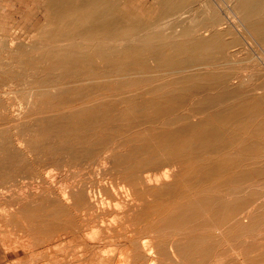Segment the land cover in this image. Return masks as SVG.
I'll list each match as a JSON object with an SVG mask.
<instances>
[{
    "label": "rangeland",
    "instance_id": "1",
    "mask_svg": "<svg viewBox=\"0 0 264 264\" xmlns=\"http://www.w3.org/2000/svg\"><path fill=\"white\" fill-rule=\"evenodd\" d=\"M120 1L122 3V8L125 6L127 7V8L126 7L123 8L124 9L123 14H125V11H128L130 18L132 20L136 21V27L134 28L135 31L134 30L132 31L131 37L129 38L127 43H126V41L124 42L121 40L113 42L111 45L106 43L107 46H106V44L102 43L103 45H105L104 49H109V48L111 49L113 47V50L115 52L117 51L115 55L118 57H115V55H114V56H111L107 60L106 56L105 57L103 56L104 57L103 58L102 55H100V54H98L99 56L93 55L94 51L97 54V51H99V49L102 47L101 46L102 44H99L96 41L95 42L94 41H85V40L82 41L81 39H79V40L75 39V40H70V41L57 42V41H52L51 39L47 38L46 35H43L44 32H48L47 29H49V27L47 28L46 25H44L45 24V8H46L47 0H0V63H1L0 64V131H1L0 132V136H1L0 137L1 138V140H0V158L5 159V161H3V159H0L1 160V162H0V175L2 173L1 176L3 177L2 178L0 176V185H1L0 186V189H1L0 190V206H1V209H0V227H2V228H0V264H50V263L51 264H66V263L67 264L68 263L69 264H114L116 262H117L116 264H119V259H120V264H133V263H135V264H146L147 261H149V260H150L149 261L150 264H177V263L178 264H203V263H205V264H209V263L210 264H219L221 262H222L221 264H245V263H243L244 261L246 262V264H252L254 261L260 260V258H264V239H263L264 238V215H263V213H264V165H263L264 164V153H263L264 152V140H263L264 139V136H263L264 135V128L260 127L259 129H255V131H254L253 128H250L249 125H246L248 123L245 122L244 117L246 119L247 116L240 117L241 121H237L238 120L237 118H239V115H238L239 112L241 113V115L242 114L244 115V113H245V115H247L246 113H248L252 110L256 111L255 113L252 111L253 114H256L257 110L258 111L262 110L257 114L258 118H256V122L257 123H264V120H263L264 119V115H263V113H264V39L261 36L257 35L253 31L254 25L257 24L258 22L261 23L262 25H264V11H260V10H258V12L255 11L254 13L256 15L250 14V15H252V16L254 15V16L253 17L251 16L250 19L247 20L249 17L245 16L247 14H245V12H244V9H245L244 4L247 3L249 0H175V1L174 0H167V2L173 3V4H169V5H172L171 9L174 7L176 8L179 5L178 6L179 8L178 7L177 8L179 9L180 12L182 11V13L184 14L183 15L184 18H183V20H179V19H173V18L169 17L166 19L168 24L159 25L158 22L161 19V17H160V13H159L160 5H158V4L160 3V0H125V1L120 0ZM174 3L177 4V6ZM243 16H245V19ZM244 20H247V22ZM213 21L222 24L221 26L218 25L219 27L214 29V30H217L220 32L218 34L217 39H214V37L212 38V36H211L212 31H210V30L207 31L208 27H205V26L210 25L211 22H213ZM252 21L255 23L254 25H253ZM215 22H213V23H215ZM161 23H162V21H161ZM42 26L43 27L45 26V28H43ZM38 29H39V31H41V30L42 31L39 33ZM186 30L188 31V34H187V32H185ZM185 34H187L188 36ZM190 34H191V37H190ZM171 35H172V37H171ZM168 36H170L171 38ZM42 37H44V38H42ZM148 37H149V39H148ZM135 38L137 39V41ZM145 38H146V40H145ZM205 38H206V40H205ZM191 40H192V42H191ZM149 41H150V43H149ZM213 42H216V43H213ZM49 43H50V45H49ZM209 43H210V45H209ZM175 44L181 46L180 49ZM2 45L6 46L7 48L3 47ZM192 45H194L195 49ZM188 46L191 47L193 50H191V48H188ZM39 47H41V48H39ZM184 47L187 50H185ZM149 48H151L152 50ZM74 49L76 52L74 51ZM80 49H82L83 52L80 51ZM118 49H119V51H118ZM9 50H11L12 52H10ZM68 50L69 51L71 50V54ZM178 50H181V51H178ZM159 55L162 57H160ZM123 56H125L127 58H124ZM157 56L159 57V59ZM61 57H62V60H61ZM116 58L119 59V61ZM177 58H179V59L177 60ZM39 59H41V60H39ZM42 59H43V62H42ZM110 61L113 64L110 63ZM122 61H124L123 63H125V64H122L121 63ZM147 61H149V62H147ZM204 61H207V62L205 63ZM52 62H54L55 64ZM57 62H59V63H57ZM43 63L45 65H43ZM137 63L139 66L137 65ZM50 65H53V66H50ZM62 65L64 66L63 68H62ZM48 66H50V67H48ZM33 67H35V68L33 69ZM74 68L78 71H76ZM66 69H67V71H66ZM92 69H93V72H92ZM108 69L110 70V73H109ZM63 70H65V72ZM69 70H71V71H69ZM114 70H115V72H114ZM121 70H124L125 73H123ZM94 71L95 72L97 71V73H95ZM103 72H105V73H103ZM86 73H87V75H86ZM100 73L102 74V76L99 75ZM27 74H28V76H30L29 78H31V79L28 78ZM127 74H129V75H127ZM123 75L125 76L126 80L123 79L124 78ZM196 75H197V79H199V80L196 79ZM188 76H189V78H188ZM143 77L145 80L143 79ZM231 77H232L231 80H233V78H234L233 82L230 80ZM36 78H37V80H36ZM112 78H114V80ZM131 78H132V80H130ZM50 79H51V81H50ZM146 79H147V81H146ZM241 79L243 81H241ZM177 80H180V82L179 81L177 82ZM34 81H37V83ZM119 81L122 82V84H120ZM130 81H132V82H130ZM144 81H146V82H144ZM33 83L37 84L36 87ZM42 83H44L45 85ZM30 84H31V86H29ZM53 84L55 85V88L57 89L56 90L54 88L57 95H55V92H53V88H51L52 90L50 89V92L47 91V90H49L48 89L49 85L51 86ZM173 85H176V86H173ZM158 86H161V87L159 88ZM164 86L165 87L167 86V87L165 88ZM40 87H41V89H40ZM182 87H183L184 91H182L183 90ZM84 88H87V91L84 90ZM169 88H171V89L173 88L175 90H171ZM179 88L181 89V91L179 90ZM30 89H31V91H30ZM42 89L46 90L45 92H48L51 94L54 93V94L50 95L48 93H45ZM228 89H229V91H228ZM231 89H232V92H230ZM32 90L34 91V94L37 93L38 95L37 94H36L37 96L33 95ZM41 90L44 93H41L42 92ZM76 91H77V93H75ZM174 91H176V92H174ZM72 92H74V93H72ZM58 93H59V95H58ZM152 93H153V95H152ZM167 93H169V94H167ZM172 93L174 94L173 98H175L177 96V98H175L174 100L171 97ZM232 93H233V95H235L237 93L239 95V96L235 95L237 98L243 96V94H244L245 98L241 97L242 99H245L244 102L241 98H238L236 100V97L233 96ZM44 94H48V95H44ZM74 94H76V95L74 96ZM78 94H79V97H78ZM82 94H84L85 96ZM102 94H104V96ZM154 94H156V95H154ZM60 95H61V97H60ZM133 95L135 98L133 97ZM231 96L233 98L235 97V99H233ZM56 97H57V99H56ZM170 97L172 99H170ZM246 97L250 98V99L247 101ZM26 98H28V99H26ZM38 98L39 99L41 98V99L39 100ZM103 98L104 99L106 98L105 99L106 102H104L105 100ZM122 98H124V99H122ZM181 98H182V100H181ZM46 99L49 102L48 101L46 102ZM119 99L120 100L122 99L121 100L122 102L119 101ZM91 100H92V102H91ZM129 100H131V101L129 102ZM254 100H255V102H253ZM96 101H97V103H96ZM169 101L171 102V104ZM215 101H216V103H215ZM245 101L247 103H245ZM50 102H52V103H50ZM178 102H180L181 104ZM132 103L135 105H133ZM138 103H139V105H137ZM151 103H152V105H151ZM177 103L180 105H178ZM208 103H209V106L207 105ZM214 103H215V105H214ZM159 104H160V107H159ZM243 104H244V106H243ZM50 105H53V106H51L52 108L50 107ZM74 105H75V107H74ZM178 106H180V107H178ZM90 107L92 108V110ZM122 107L124 108V110L122 109ZM127 107H129V108H127ZM131 107H133L134 109ZM139 107H141V109ZM149 107H151L152 109L154 107L155 109L152 110ZM234 107H235V109H234ZM8 108H10V109H8ZM71 108H72V110H70ZM83 108H85V109H83ZM171 108H172V111H171ZM241 108L244 110H241ZM41 109H42V111H41ZM117 109H119V110H117ZM138 109H139V111H138ZM236 109H237V111H236ZM45 110L46 111L48 110V112H46ZM83 110H85V111H83ZM155 110H156V113H155ZM224 110H225V112H227L229 114H227V113L225 114V112L223 113L222 111H224ZM157 111H158V113H157ZM27 112H28V114H25ZM69 112H71V114ZM77 112H79V114H77ZM96 112H99V113H96ZM117 112H118V115H117ZM173 112L176 113V115L173 114ZM17 113H19V114H17ZM93 113H96L97 118H96V116L93 115ZM112 113H114V115H117V116H114ZM160 113H161V115H160ZM211 113H212V117H211ZM260 113H262L260 115L261 117H259ZM165 114L166 115L168 114L169 117L168 116L165 117L166 116ZM249 114H251V113H249ZM112 116H114L113 119H112ZM119 116H121V118ZM146 117L148 120L146 119ZM156 117L158 119H156ZM163 117H164V119H163L164 121L162 120ZM171 117L174 119H172ZM176 117H177V120L179 121V123L176 122L177 121ZM68 118H70L71 120ZM103 118L106 120H104ZM117 118H119V119H117ZM55 119L58 121H56ZM115 119H116V121H118V123L116 121H115L116 123L114 122ZM122 119L123 120L125 119V121H124L125 123H123ZM133 119H134V121H133ZM165 119L166 120L169 119V120L166 121ZM186 119H188V120H186ZM53 120H54V122H53ZM85 120H86V122H85ZM145 120H146V122H145ZM152 120L155 122V124H153L154 122ZM160 120L163 122L166 121V123L163 125V128H162L163 122L161 123ZM170 120H171V123L168 124L170 122ZM174 120H175V123H174ZM19 121L22 124H20ZM51 121L53 123H51ZM82 121H84V122H82ZM110 121H111V123H110ZM11 122H12V124H11ZM48 122H50V123L48 124ZM72 122H74V123H72ZM80 122H81V124H80ZM150 122H153V123L150 124ZM17 123H19L20 125H24V126H21L22 127L21 128L19 126V124H17ZM62 123L64 125H62ZM69 123H70V125H69ZM77 123H79V125H77ZM91 123L92 124L94 123L93 126L94 125L98 126V125L102 124L101 126L104 127L103 128L104 130L101 129L102 130L101 131L99 127H98L99 130H97L98 128L94 129L95 126L94 127L91 126L93 128V129L91 128L92 131H90L91 129H85L86 125L91 124ZM114 123L117 125H120V126H118V127H117V125L114 126L115 125ZM146 123L150 124V125H147ZM57 124H60V125L57 126ZM111 124H112V126H111ZM6 125L8 128L7 127L5 128ZM144 125H146V128L145 127L143 128ZM151 125H153V126H151ZM15 126H17V127H15ZM156 126H157V128H158V126H161V127H159L157 129V128H155ZM154 128H155V130H153ZM221 128H223V130ZM27 129H29V130H27ZM71 129H73V130H71ZM133 129H134V132H133ZM144 129H145V131H144ZM147 129H149V131H147ZM163 129H164V131H163ZM249 129H252V130H249ZM94 130L96 132H94ZM137 130H139V131L136 132ZM34 131H36V132H34ZM48 131L51 132L50 133L51 135L49 134ZM76 131L78 134H76ZM156 131H157V133L155 134ZM248 131H249V134H248ZM27 132H29L30 134ZM31 132L33 133V135L35 137L31 134ZM45 132H46V134H45ZM66 132H68L67 135H66ZM174 132H175V134H172ZM38 133H42L41 134V135H43L42 138H41V135H38ZM47 133H48V135H47ZM53 133H55L54 137L52 136ZM94 133L95 134L98 133V134L95 135ZM133 133H135V134L133 135ZM26 134H27V136H26ZM28 134H29V136H28ZM68 134H70V135H68ZM86 134H88L89 137ZM108 134L110 135L109 137L107 136ZM146 134H147V137L145 138L144 136ZM240 134H241V137H240ZM24 135L26 138L22 139L24 137ZM154 135H156L157 138ZM2 136H3V139H2ZM49 136H50V138H49ZM55 136H57V137L60 136V137L56 138ZM121 136L123 139L120 138ZM18 137L21 140H19ZM33 137H34V140L37 139L38 142L32 141ZM63 137H64V139H63ZM65 137L67 138V140ZM99 137H101V138L99 139ZM138 137H141V138H138ZM161 137H163V138H161ZM256 137L260 138L261 142L259 141V139L257 140ZM152 138L154 141L152 140ZM187 138L192 139L194 144L191 146V148H189V150L188 149L183 150V155L185 157L183 156V158L182 157L179 158L180 150H178V148H177L178 146H176V145L174 148V144H177V142H179L181 140H185ZM26 139H28V140H26ZM39 139H40V141H39ZM139 139H140V141H139ZM242 139H243V141H242ZM250 139H253V140H250ZM25 140L29 141V143L27 142V144H26ZM147 140H148V142L151 140L152 143H154V145L152 143H150L151 141L149 143L146 142ZM158 140H159V143H157ZM17 141H19V142H17ZM30 141H32L34 143H32ZM59 141H62V142H59ZM92 141H97V142H93V144H92ZM197 141H199V142H197ZM1 142H2V144H1ZM20 142H22V143H20ZM87 142H89V144ZM166 142H168V143H166ZM16 143H17V145H16ZM55 143H57V144H55ZM84 143H86V144H84ZM207 144H208V146H207ZM43 145H45V146H43ZM62 145H64V146H62ZM76 145H79V146H76ZM83 145H86L88 148L86 146H83ZM106 145H107V147H105ZM211 145H213L212 148L210 147ZM248 145H250V149L245 150V148ZM31 146L33 148H30ZM51 146H52V148H51ZM56 146L58 148L63 147V148H61L63 150L57 149ZM99 146L100 147L104 146L105 148L103 147V148L98 149ZM140 146H142V147H140ZM44 147H46V148H44ZM47 147H48V149H47ZM70 147L72 149H70ZM6 148L8 149L7 151H6ZM53 148H54V150H53ZM64 148H65V150H64ZM91 148L92 149L94 148V150L92 151ZM30 149H31V151H30ZM73 149H74V151H73ZM77 149H79V150H77ZM109 149H112V150H109ZM207 149H208V153H206ZM227 149H229L230 151H227ZM50 150H52V151H50ZM142 150H143V152H142ZM144 150H147V152L144 153ZM161 150H164V151H161ZM199 150H201V153L199 152ZM202 150H203V152H202ZM239 150L242 151V154L240 153ZM28 151H30V152H28ZM63 151H65V152H63ZM99 151H100V153H99ZM116 151L121 153V155L119 153L117 154V155H120L119 157L116 155ZM122 151H124V152L126 151V154ZM255 151H258L259 153L258 152L254 153ZM260 151H261V153H260ZM35 152H37V153H35ZM51 152L54 154H51ZM68 152L70 155L68 154ZM74 152H76L75 155H73ZM141 152L143 155H145L146 153L148 155L146 154L147 156L146 155L143 156L141 154ZM195 152L196 153L198 152L199 154L198 153L196 154ZM231 152H233V153H231ZM9 153H11V154H9ZM12 153H13V155H12ZM250 153H251V155H250ZM106 154H107V156H109L108 159H106L107 158ZM240 154H241V156H240ZM86 155H88V156H86ZM154 155H156L157 157ZM173 155H175V156H173ZM37 156L42 157V158L39 159V158H37ZM84 156H86L85 158H87V157L88 158L84 160ZM125 156H127V157H125ZM134 156H135V158H134ZM213 156H215V157L217 156V157L214 158ZM233 156H235L234 160H236V161H238L239 158L241 160V157H243V158L245 157L244 159H246V161L242 159L241 160L242 163L247 168H251V169L254 168V169L260 170V172H261L260 174H262L261 178L246 182V183H244V185L242 184V185L238 186L240 188H238V187L232 188L231 186L227 187V185H222V184L220 185V187L219 186L214 187L213 181H211V179L208 180L209 183L205 182L204 185L208 188V190H210V191L213 190V193L216 194L218 197H220V201L224 202V203L226 202V204H230V203L237 204L239 202V200L241 198H243L244 202H246V204H247V206H246L247 208L244 209V213L248 211L249 213L246 215H250L251 217L257 216V217L261 218L260 219V220H262L261 224H257L253 228H249V229H246L244 231H238V232H235L233 234H228V235H227V233L226 234L222 233L223 232L222 229H221L222 231L221 230L212 231L213 233L212 232L211 233H212V235L215 236V239L217 241H215V239H214V243L215 242L216 243L215 244L213 243L214 248L211 249L212 252H210V254L205 255V258H207V259L210 258L209 260L205 259L203 254L196 253V254L192 255L190 257V259H188V258L179 259V258H174L173 256L170 255V256H168L167 259H163V261L159 262V261L155 260L157 257L156 254L153 253L152 255L151 254L149 255V253H146L145 251H143V247L141 245L135 244L138 236L149 238L150 236H155L156 235L155 231H157V230L159 231V229H162V230L159 231V233L157 231L158 236L156 235L157 238L155 239V240H158L157 242H161L165 238L164 242H166V244H168V246H169L171 243L176 242L177 240L184 239V235H185L184 230H187L186 227H188L190 225V224H187V222H186V221H188V217L186 218V215H184V214L181 215L182 218L180 217V221H183L185 223L186 227L185 226L179 227L178 226L179 221H169L168 222V220L165 221L162 219V217L157 215V213L153 211V208L155 207V203L156 204L163 203L165 205H173L177 201L176 193H172L173 190L193 189V186H189V188L186 187L187 184L185 182H182V178H184V176H186V175H190L189 171H192L195 166L197 167V165H195V164H197V162L201 164L202 168L204 165V167H206L208 169H213L216 167L215 165H217L216 164L217 159L225 158V157L234 158ZM255 156H256V158H255ZM91 157H93L94 160H92L93 158H91ZM124 157L128 161L124 160L125 159ZM130 157H132V158H130ZM139 157H141L142 159ZM35 158H37L38 160ZM81 158H83V159H81ZM116 158H117L119 163L116 161ZM121 158H123V159H121ZM145 158L146 159L151 158L153 160L159 159L160 161H163V160L165 161L167 159L169 160V159H173V158H176V160L181 159V161L179 160V163L177 164L179 166L178 170L181 172V174L178 177L179 179L177 178L176 179L177 181L176 180L174 181L173 178H170V180L167 181V185L173 184L174 187L171 186V189L166 190V188H162V189L161 188H155L156 186L153 187L154 185H152V187L154 189H152V191L149 192L147 190V188H145L144 186H142V187L141 186H135L134 187L135 194H132L128 189L129 187L127 186L128 182H126L125 172L120 173V171H118L116 169V166H118V167L121 166L120 168L123 169L122 166L125 165V163H126V165L124 166V170L126 169L128 171V170H131L133 168H137V166L138 167L141 166V162L144 163ZM203 158H204V160H202ZM252 158H254V159H252ZM11 159H13V161H11ZM40 160H42V162ZM51 160H53V162ZM73 160H74V162H73ZM95 160H96V163L94 162ZM123 160L125 163L121 165V163H123ZM211 160H213V161L211 162ZM24 161H26V163ZM77 161H78V163H76ZM90 161H91V163H90ZM98 161H99V163L97 164ZM116 162H117V164H116ZM202 163H204V164H202ZM75 164L78 166H76ZM119 164H120V166H119ZM83 166H85V167H83ZM126 166H128L129 168H125ZM48 167H49V171H51V172L48 171V169H47ZM107 167L109 169H107ZM261 168H262V170H261ZM22 169H24V170H22ZM52 169H53V172H52ZM187 169H188V171H187ZM16 170H17V172H16ZM43 170H44V172H43ZM96 170L98 172L99 171L101 172L103 170V172H101V174H100V172L97 173ZM6 173L8 174V176L7 175L5 176ZM46 173H48V175ZM80 173H82V174H80ZM28 174H29V176H28ZM59 174L62 176H60ZM121 174H122V176H121ZM112 176H114V177H112ZM61 177H62V179H61ZM78 177H80L81 179ZM103 177H105V178H103ZM124 178H125V181H124ZM51 179L53 181H51ZM92 179H93V182H91ZM1 181H3V182H1ZM56 181L58 184L56 183ZM37 182L39 184H41V186ZM188 182H190V181L188 180ZM182 183H185V184L183 185ZM206 183H208V184H206ZM31 185L33 186V188L31 187ZM38 185H39V188H38ZM81 185H83V186H81ZM85 185H86V187H90V188H85ZM120 186H121V188H124L125 190L124 189L120 190L119 189ZM252 186H254V187H252ZM29 187H31V188H29ZM66 187H69L70 189L69 188L67 189ZM98 187H100V188H98ZM175 187H177V188L175 189ZM19 188L21 189L20 190L21 192L18 191ZM76 188L78 189V191L80 188H85L88 192H90L91 196H93V197L95 196L97 198L96 200H98V201H100V199L102 197H104V199L101 200L103 202L100 201L98 203V204H100V208L98 209V211L89 212V214H87L86 213L87 211L77 212L73 209V205L71 203L72 200L69 198L67 199L65 197L68 196V194L70 192H76V190H77ZM65 189L68 191V194H66V196L63 195L67 192ZM94 189L95 190L100 189L101 192L99 190L98 191L96 190V191H97V193L99 192L98 194L101 196H99ZM112 189H115V190H112ZM145 189L147 190L148 194H147V192H145L146 191ZM12 190H14L13 193H12ZM71 190H73V191H71ZM89 190H91V191H89ZM235 190L238 192H236ZM116 191H117V193H116ZM126 191H127L128 197L126 196ZM128 191H129V193H128ZM17 192L19 194L18 197L16 196V195H18ZM27 192H28V194H25ZM20 193H21V195H20ZM93 193H94V195H93ZM108 193H110V194H108ZM3 194H6V195H3ZM14 194H15V196H14ZM115 194H117V196H114ZM9 195H11L14 200ZM23 195L24 196L26 195V197L28 198L27 201L23 197ZM43 195H44V197H43ZM141 195H142V197H141ZM164 195H165V197H164ZM230 195H231L232 199L230 198ZM48 196L49 197L51 196V197L48 198ZM223 196H224V198L229 197V199L228 198L224 199ZM6 197H9L8 198L9 200ZM4 198H6V201H9L10 203L6 202ZM17 198L19 200H17ZM21 198H22V200H24V202H22V200L20 201ZM151 198H152V200H151ZM221 198L223 199V201ZM47 199H49V201ZM1 200H3V201H1ZM17 201H20L22 203V205H21V203L16 204V203H18ZM40 202L43 206L40 204ZM116 202L118 204H120V205H118L120 210L118 209V206L115 205ZM51 203L53 204V206H51ZM58 203H60L61 205H59ZM101 203L105 207H102ZM108 203H110V204H108ZM121 203H123V204H121ZM127 203H128V205H127ZM150 203H151V206H150ZM107 204L110 206L108 207ZM25 205H29V207L25 206ZM31 205H33V206H31ZM22 206L26 207L27 210L22 209ZM30 206L32 208L34 207L33 208L34 212H32V208ZM63 206H64V209H62ZM127 206H129V207H127ZM11 207H13V209ZM14 207H16V208L18 207V209L20 208V210L22 209V212L25 210L23 212L24 216H22V213L20 210L17 209L19 211L18 212ZM120 207H122V208H120ZM29 208H31V209H29ZM45 208H47V209H45ZM49 208H52V209L58 208V209H56V211H58L56 213V215H54L55 209L54 210L51 209L52 210V212H51V210ZM60 208L62 210H59ZM103 208H104V210H103ZM138 208H139V210L142 209L143 212H141L142 210L139 211ZM2 209L4 212L2 211ZM37 209L38 210L42 209L43 211L39 210V212L36 213V211H38ZM67 209H69V210H67ZM128 209H129L130 213H129ZM145 209H146V211H145ZM72 210L74 212H72ZM41 211L43 214L41 213ZM133 211H135V212H133ZM17 212L20 214H16ZM28 212L32 213V214H29ZM50 212H51V214H53V218L55 216L59 220H55V218L53 219ZM65 212H66V215H65ZM9 213L11 215H9ZM47 213H48V215H47ZM67 213H68V215H67ZM135 213H136V215H135ZM61 214H62V216H61ZM219 214H220L219 216H222L224 214V212L222 211ZM200 215L198 214L196 216L197 221L196 220H195V222L193 221L192 224L195 225V224H200L202 222H206L207 220L211 219V217H212V214L207 213V211L201 213ZM43 216H45L47 218L45 222L43 221V220H45L43 218ZM209 216H210V218L208 219ZM76 217H78L79 219ZM146 217H147V219H146ZM156 217H158V218H156ZM49 218H50V221H49ZM63 218L65 221H63ZM110 218H112V219H110ZM155 219H157V220H155ZM159 219H160V221H159ZM249 219H250V217H249ZM249 219L246 218V221L243 220L244 224H246V227L248 226V224L250 222ZM15 220H17L18 222ZM23 220H25V221H23ZM53 220L57 221V223L54 222ZM72 220H74V222ZM87 220H88V223H87ZM111 220L114 222H112ZM161 220H163V221H161ZM61 221L64 222L66 224V226ZM39 222L41 225L38 224ZM46 222L49 224H47ZM15 223L17 225H15ZM60 223H61L62 227L59 228ZM75 223L78 224V227L76 226ZM229 223H232V221H228L227 224H225V227L228 226ZM57 224H59V225H57ZM38 225H40V226L38 227ZM165 225H167V226H165ZM57 227L60 230H58ZM156 227H157V229H156ZM174 228H176V229H174ZM254 228L255 229L258 228V230L257 229L255 230ZM75 229H77L78 231ZM223 229L225 230V228H223ZM106 230H108V231H106ZM140 230H142V231H140ZM153 230H155V231H153ZM166 230H168V231H166ZM22 231H23V233H22ZM162 231L165 233H161ZM16 235H19V236H16ZM24 235H26V236H24ZM50 235H52V236H50ZM169 235H170V237H169ZM171 235H173V236L171 237ZM51 237H52V239H50ZM217 237H219V238L217 239ZM223 237H225V239ZM3 238H4V240H3ZM22 239H24V240L22 241ZM28 239H31V241ZM149 240H150V238H149ZM28 241H30V242H28ZM40 241H42L43 243ZM145 241H148V240L145 239ZM257 241H258V244L256 243ZM221 243H222V245H221ZM261 244H263V245H261ZM61 245H63V246H61ZM125 245L128 247H126ZM213 245H212V247H213ZM104 246H106L111 252ZM113 246H115V247H113ZM216 246H218V248ZM93 248H95V249H93ZM128 248L130 250H128ZM103 250H106L108 252L105 253L106 251H103ZM119 250H120L121 254H119L120 253ZM123 250H126V251H123ZM101 252L102 253L104 252V254H102ZM124 252H129V253L132 252V253L126 254ZM116 253H118L119 255H117ZM250 253H252V254H250ZM127 255L130 257V259L128 258ZM226 255H227V257H226ZM247 255L249 256V258L247 257ZM146 256H147V258H146ZM215 256H216V258H215L216 261L214 260ZM256 256H257V258H256ZM221 257H222V259H221ZM253 257L256 259L254 260ZM243 258L245 260H243ZM151 259H154V260L151 261ZM186 259H187V261H186ZM219 259H221V260H219ZM139 260H142V261H139ZM228 260L230 263L228 262ZM240 260H242V261H240Z\"/></svg>",
    "mask_w": 264,
    "mask_h": 264
},
{
    "label": "bare ground",
    "instance_id": "2",
    "mask_svg": "<svg viewBox=\"0 0 264 264\" xmlns=\"http://www.w3.org/2000/svg\"><path fill=\"white\" fill-rule=\"evenodd\" d=\"M125 1V0H124ZM175 1V0H174ZM171 2V1H170ZM177 3V2H176ZM169 4H173V3H169V2H167V0H160V3L158 4V5H160V11H159V13H160V17H161V19L159 20V22H158V24L159 25H165V24H168V22L166 21V19L167 18H173V19H179V20H183V13H182V11L180 12L179 11V5L177 6V4H175L177 7L174 9V8H172L171 9V6L172 5H169ZM179 4V3H178ZM174 5V6H175ZM245 5V9H244V12H245V14H247V15H245L246 17H249L247 20H249L250 19V17L252 16V15H250V14H255L254 12L255 11H257L258 12V10H260V11H264V0H249L247 3H245L244 4ZM126 7V6H125ZM125 7H123V8H125ZM122 8V3H121V1L120 0H47V4H46V8H45V24L44 25H46V27L48 28L49 27V29H47L48 30V32H44V34L43 35H46V37L47 38H49V39H51L52 41H57V42H63V41H70V40H75V39H81L82 41L83 40H85V41H96V42H98L99 44H106V43H108V44H112L113 42H116V41H126V43H127V41L129 40V38L131 37V34H132V31L134 30V28L136 27V21L135 20H132L131 18H130V15H129V13H128V11H125V14H123V9ZM127 8V7H126ZM126 10V9H125ZM256 12V13H257ZM249 15V16H248ZM256 15V14H255ZM245 16H243L244 17V19H245ZM254 16V15H253ZM252 16V17H253ZM247 20H244V21H246L247 22ZM253 20V19H252ZM161 21H162V23H161ZM256 21V20H255ZM259 21V20H258ZM210 22V21H209ZM213 22H215V21H213ZM213 22H211V24L210 25H208V26H205V27H208V29H207V31L208 30H210V31H212V38L214 37V39H217L218 38V34L220 33L219 31H217V30H214L215 28H217V27H219V26H221L222 24H220V23H218V22H215V23H213ZM250 22V21H249ZM253 22V21H252ZM173 23V22H172ZM139 24V23H138ZM255 23L253 22V25H254ZM219 25V26H218ZM167 26V25H166ZM43 27V26H42ZM204 27V28H205ZM43 28H45V26L43 27ZM200 28V27H199ZM203 28V29H204ZM140 29V28H139ZM138 29V30H139ZM198 29V28H197ZM196 29V30H197ZM221 29V28H220ZM44 30V29H43ZM46 30V29H45ZM42 31V30H41ZM41 31H39V29H38V32L40 33ZM135 31V30H134ZM253 31L257 34V35H259V36H261L263 39H264V25H262L261 23H257V24H255L254 25V28H253ZM185 32H187V34H188V31L186 30ZM184 32V33H185ZM38 33V34H39ZM155 34V33H154ZM187 34H185V35H187ZM41 35V34H40ZM42 35V36H43ZM39 36V35H38ZM145 36V35H144ZM156 36V35H155ZM159 36V35H158ZM178 36V35H177ZM183 36V35H182ZM188 36V35H187ZM45 37V38H46ZM143 37V36H142ZM141 37V38H142ZM168 37H170V36H168ZM171 37H172V35H171ZM170 37V38H171ZM190 37H191V34H190ZM42 38H44V37H42ZM136 39V38H135ZM148 39H149V37H148ZM152 39V38H151ZM260 39V38H259ZM145 40H146V38H145ZM153 40V39H152ZM205 40H206V38H205ZM84 41V42H85ZM136 41H137V39H136ZM155 41V40H154ZM2 42V41H1ZM51 42V41H50ZM189 42V41H188ZM191 42H192V40H191ZM194 42V41H193ZM219 42V41H218ZM3 43V42H2ZM5 43V42H4ZM149 43H150V41H149ZM187 43V42H186ZM185 43V44H186ZM213 43H216V42H213ZM6 44V43H5ZM101 45L102 47L99 49V51H97V54H96V52L94 53L93 52V55H97V56H99L98 54H100V55H102V57L104 56H106L107 57V60L111 57V56H114L115 54H116V52L113 50V47L110 49H104V47H105V45ZM132 44V43H131ZM148 44V43H147ZM152 44V43H151ZM177 44V43H176ZM175 44V45H176ZM192 44V43H191ZM218 44V43H217ZM35 45V44H34ZM47 45V44H46ZM49 45H50V43H49ZM209 45H210V43H209ZM3 46V45H2ZM106 46H107V44H106ZM116 46V45H115ZM176 46H178L179 47V49H180V47L181 46H179V45H176ZM193 47H194V45H192ZM213 46V45H212ZM221 46V45H220ZM223 46V45H222ZM3 47H5V48H7L6 46H3ZM39 48H41V47H39ZM118 48V47H117ZM116 48V49H117ZM123 48V47H122ZM125 48V47H124ZM134 48V47H133ZM185 48V47H184ZM188 48H191V47H189L188 46ZM3 49V48H2ZM63 49V48H62ZM139 49V48H138ZM149 49H151V48H149ZM194 49H195V47H194ZM121 50V49H120ZM130 50V49H129ZM141 50V49H140ZM152 50V49H151ZM185 50H187L186 48H185ZM191 50H193L192 48H191ZM10 52H12L11 50H9ZM8 51V52H9ZM69 51V50H68ZM74 51H75V49H74ZM80 51H82V49H80ZM118 51H119V49H118ZM178 51H181V50H178ZM15 52V51H14ZM64 52V51H63ZM70 52V54H71V50L69 51ZM76 52V51H75ZM83 52V51H82ZM86 52V51H85ZM88 52V51H87ZM125 52V51H124ZM139 52V51H138ZM187 52V51H186ZM194 52V51H193ZM79 53V52H78ZM119 53V52H118ZM122 53V52H121ZM149 53V52H148ZM163 53V52H162ZM195 53V52H194ZM57 54V53H56ZM60 54V53H59ZM75 54V53H74ZM120 54V53H119ZM160 54V53H159ZM169 54V53H168ZM171 54V53H170ZM180 54V53H179ZM43 55V54H42ZM52 55V54H51ZM66 55V54H65ZM83 55V54H82ZM190 55V54H189ZM194 55V54H193ZM54 56V55H53ZM56 56V55H55ZM75 56V55H74ZM80 56V55H79ZM141 56V55H140ZM160 56V55H159ZM179 56V55H178ZM44 57V56H43ZM81 57V56H80ZM101 57V58H102ZM103 57V58H104ZM115 57H118V56H116L115 55ZM124 58H127V57H125V56H123ZM139 57V56H138ZM158 57V56H157ZM160 57H162V56H160ZM173 57V56H172ZM190 57V56H189ZM196 57V56H195ZM45 58V57H44ZM102 58V59H103ZM168 58V57H167ZM181 58V57H180ZM188 58V57H187ZM199 58V57H198ZM59 59V58H58ZM65 59V58H64ZM75 59V58H74ZM82 59V58H81ZM115 59V58H114ZM117 59V58H116ZM130 59V58H129ZM158 59H159V57H158ZM165 59V58H164ZM176 59V58H175ZM179 58H177V60H178ZM197 59V58H196ZM39 60H41V59H39ZM47 60V59H46ZM61 60H62V57H61ZM84 60V59H83ZM118 61H119V59H117ZM125 60V59H124ZM155 60V59H154ZM194 60V59H193ZM208 60V59H207ZM48 61V60H47ZM65 61V60H64ZM100 61V60H99ZM102 61V60H101ZM146 61V60H145ZM168 61V60H167ZM176 61V60H175ZM174 61V62H175ZM203 61V60H202ZM42 62H43V59H42ZM51 62V61H50ZM75 62V61H74ZM117 62V61H116ZM124 61H122L121 63L122 64H125V63H123ZM147 62H149V61H147ZM151 62V61H150ZM179 62V61H178ZM205 63L207 62V61H204ZM48 63V62H47ZM52 63H54V62H52ZM57 63H59V62H57ZM56 63V64H57ZM109 63V62H108ZM110 63H112L111 61H110ZM184 63V62H183ZM1 64V63H0ZM49 64V63H48ZM47 64V65H48ZM55 64V63H54ZM53 64V65H54ZM77 64V63H76ZM104 64V63H103ZM113 64V63H112ZM132 64V63H131ZM154 64V63H153ZM43 65H45L44 63H43ZM53 65H50V66H53ZM116 65V64H115ZM137 65H138V63H137ZM182 65V64H181ZM185 65V64H184ZM50 66H48V67H50ZM67 66V65H66ZM65 66V67H66ZM95 66V65H94ZM105 66V65H104ZM103 66V67H104ZM139 66V65H138ZM64 66L62 65V68H63ZM89 67V66H88ZM128 67V66H127ZM18 68V67H17ZM35 67H33V69H34ZM38 68V67H37ZM96 68V67H95ZM189 68V67H188ZM209 68V67H208ZM21 69V68H20ZM68 69V68H67ZM67 69H66V71H67ZM75 69V68H74ZM98 69V68H97ZM130 69V68H129ZM139 69V68H138ZM3 70V69H2ZM37 70V69H36ZM35 70V71H36ZM76 70V69H75ZM109 70V69H108ZM20 71V70H19ZM64 72H65V70H63ZM69 71H71V70H69ZM76 71H78V70H76ZM106 71V70H105ZM113 71V70H112ZM123 73H125L124 72V70H121ZM129 71V70H128ZM127 71V72H128ZM132 71V70H131ZM130 71V72H131ZM24 72V71H23ZM80 72V71H79ZM90 72V71H89ZM92 72H93V69H92ZM95 72V71H94ZM114 72H115V70H114ZM88 73V72H87ZM87 73H86V75H87ZM95 73H97V71L95 72ZM103 73H105V72H103ZM109 73H110V70H109ZM108 73V74H109ZM112 73V72H111ZM129 73V72H128ZM90 74V73H89ZM88 74V75H89ZM93 74V73H92ZM157 74V73H156ZM206 74V73H205ZM234 74V73H233ZM100 76H102V74L100 73L99 74ZM127 75H129V74H127ZM126 75V76H127ZM137 75V74H136ZM208 75V74H207ZM27 76H28V74H27ZM37 76V75H36ZM51 76V75H50ZM95 76V75H94ZM104 76V75H103ZM124 76V75H123ZM146 76V75H145ZM155 76V75H154ZM167 76V75H166ZM234 76V75H233ZM232 76V77H233ZM2 77V76H1ZM30 76H28V78H29ZM64 77V76H63ZM232 77L230 78V80L232 79ZM19 78V77H18ZM34 78V77H33ZM51 78V77H50ZM62 78V77H61ZM60 78V79H61ZM115 78V77H114ZM114 78H112L113 80H114ZM117 78V77H116ZM188 78H189V76H188ZM238 78V77H237ZM29 79H31V78H29ZM52 79V78H51ZM51 79H50V81H51ZM54 79V78H53ZM63 79V78H62ZM124 80H126V78H125V76H124V78H123ZM142 79V78H141ZM143 79H144V77H143ZM160 79V78H159ZM196 79H197V75H196ZM202 79V78H201ZM204 79V78H203ZM206 79V78H205ZM224 79V78H223ZM243 79V78H242ZM241 79V81H243ZM36 80H37V78H36ZM55 80V79H54ZM70 80V79H69ZM117 80V79H116ZM115 80V81H116ZM130 80H132V78L130 79ZM145 80V79H144ZM175 80V79H174ZM197 80H199V79H197ZM207 80V79H206ZM233 80H234V78H233ZM233 80H231L232 82H233ZM28 81V80H27ZM42 81V80H41ZM53 81V80H52ZM61 81V80H60ZM98 81V80H97ZM118 81V80H117ZM141 81V80H140ZM143 81V80H142ZM146 81H147V79H146ZM146 81H144V82H146ZM180 82V80H177V82ZM205 81V80H204ZM217 81V80H216ZM9 82V81H8ZM30 82V81H29ZM32 82V81H31ZM34 82H36L37 83V81H34ZM80 82V81H79ZM93 82V81H92ZM120 82V81H119ZM130 82H132V81H130ZM163 82V81H162ZM169 82V81H168ZM183 82V81H182ZM203 82V81H202ZM206 82V81H205ZM218 82V81H217ZM45 83V82H44ZM44 83H42V84H44ZM134 83V82H133ZM167 83V82H166ZM170 83V82H169ZM176 83V82H175ZM193 83V82H192ZM34 84V83H33ZM39 84V83H38ZM120 84H122V82H120ZM168 84V83H167ZM172 84V83H171ZM191 84V83H190ZM22 85V84H21ZM26 85V84H25ZM35 85V87H36V85L37 84H34ZM45 85V84H44ZM43 85V86H44ZM158 85V84H157ZM192 85V84H191ZM29 86H31V84L29 85ZM39 86V85H38ZM41 86V85H40ZM42 86V87H43ZM118 86V85H117ZM125 86V85H124ZM162 86V85H161ZM161 86H158L159 88L161 87ZM173 86H176V85H173ZM25 87V86H24ZM116 87V86H115ZM120 87V86H119ZM165 87V86H164ZM167 87V86H166ZM165 87V88H166ZM231 87V86H230ZM51 88H53V92H55V85L53 84V85H49V87H48V89L49 90H47V91H49L50 92V89ZM55 88V89H54ZM103 88V87H102ZM111 88V87H110ZM121 88V87H120ZM40 89H41V87H40ZM114 89V88H113ZM112 89V90H113ZM119 89V88H118ZM169 89H171V88H169ZM182 89H183V87H182ZM233 89V88H232ZM232 89H231V91L230 92H232ZM248 89V88H247ZM43 90V89H42ZM41 90V91H42ZM52 90V89H51ZM57 90V89H56ZM84 90H86L87 91V88H84ZM171 90H175V89H171ZM170 90V91H171ZM178 90V89H177ZM176 90V91H177ZM179 90L181 91V89L179 88ZM237 90V89H236ZM30 91H31V89H30ZM44 92L46 91V90H43ZM41 92V93H44V92ZM85 91V92H86ZM126 91V90H125ZM176 91H174V92H176ZM182 91H184V89L182 90ZM228 91H229V89H228ZM234 91V90H233ZM240 91V90H239ZM238 91V92H239ZM26 92V91H25ZM52 92V91H51ZM95 92V91H94ZM99 92V91H98ZM246 92V91H245ZM28 93V92H27ZM32 93H33V95H36L37 93H35L34 94V91L32 90ZM40 93V92H39ZM45 93H48V92H45ZM60 93V92H59ZM59 93H58V95H59ZM71 93V92H70ZM72 93H74V92H72ZM75 93H77V91L75 92ZM87 93V92H86ZM103 93V92H102ZM117 93V92H116ZM31 94V93H30ZM48 94H50V95H53V94H51V93H48ZM48 94H44V95H48ZM129 94V93H128ZM151 94V93H150ZM167 94H169V93H167ZM181 94V93H180ZM201 94V93H200ZM229 94V93H228ZM240 94V93H239ZM246 94V93H245ZM38 95V94H37ZM36 95V96H37ZM42 95V94H41ZM40 95V96H41ZM55 95H57L56 94V92H55ZM76 94H74V96H75ZM82 95H84V94H82ZM103 96H104V94H102ZM152 95H153V93H152ZM154 95H156V94H154ZM158 95V94H157ZM161 95V94H160ZM159 95V96H160ZM176 95V94H175ZM232 95H233V93H232ZM235 95H237V96H239L237 93L235 94ZM235 95H233V96H235ZM248 95V94H247ZM64 96V95H63ZM85 96V95H84ZM91 96V95H90ZM100 96V95H99ZM102 96V97H103ZM140 96V95H139ZM165 96V95H164ZM182 96V95H181ZM34 97V96H33ZM59 97V96H58ZM60 97H61V95H60ZM78 97H79V94H78ZM83 97V96H82ZM114 97V96H113ZM133 97H134V95H133ZM138 97V96H137ZM141 97V96H140ZM155 97V96H154ZM157 97V96H156ZM172 98L174 97V94L172 93V96H171ZM170 97V99H172ZM183 97V96H182ZM230 97V96H229ZM232 97V96H231ZM236 97V96H235ZM235 97L233 98V99H235ZM241 97H243V98H245L244 97V94H243V96H241ZM241 97H238V98H241ZM248 97V96H247ZM246 97V98H247ZM250 97V96H249ZM91 98V97H90ZM107 98V97H106ZM105 98V99H106ZM135 98V97H134ZM164 98V97H163ZM175 98H177V96L175 97ZM175 98H173V100L175 99ZM237 97H236V100L238 99ZM26 99H28V98H26ZM31 99V98H30ZM36 99V98H35ZM39 99V98H38ZM41 99V98H40ZM39 99V100H40ZM44 99V98H43ZM42 99V100H43ZM56 99H57V97H56ZM59 99V98H58ZM89 99V98H88ZM104 99V98H103ZM104 99V100H105ZM122 99H124V98H122ZM121 99V100H122ZM155 99V98H154ZM158 99V98H157ZM165 99V98H164ZM179 99V98H178ZM242 99V98H241ZM250 98H247V101L249 100ZM37 100V99H36ZM80 100V99H79ZM103 100V101H104ZM109 100V99H108ZM120 99H119V101H121ZM128 100V99H127ZM181 100H182V98H181ZM191 100V99H190ZM243 100V102H244V100L245 99H242ZM241 100V101H242ZM48 100L46 99V102H47ZM52 101V100H51ZM61 101V100H60ZM74 101V100H73ZM88 101V100H87ZM98 101V100H97ZM97 101H96V103H97ZM131 100H129V102H130ZM172 101V100H171ZM193 101V100H192ZM10 102V101H9ZM49 102V101H48ZM63 102V101H62ZM82 102V101H81ZM91 102H92V100H91ZM102 102V101H101ZM104 102H106V100L104 101ZM108 102V101H107ZM112 102V101H111ZM122 102V101H121ZM125 102V101H124ZM133 102V101H132ZM170 102V101H169ZM177 102V101H176ZM205 102V101H204ZM242 102V103H243ZM253 102H255V100L253 101ZM257 102V101H256ZM39 103V102H38ZM50 103H52V102H50ZM54 103V102H53ZM99 103V102H98ZM113 103V102H112ZM149 103V102H148ZM178 103H180V102H178ZM177 103V104H178ZM215 103H216V101H215ZM215 103H214V105H215ZM218 103V102H217ZM245 103H247L246 101H245ZM48 104V103H47ZM63 104V103H62ZM81 104V103H80ZM93 104V103H92ZM100 104V103H99ZM126 104V103H125ZM129 104V103H128ZM133 104V103H132ZM170 104H171V102H170ZM176 104V105H177ZM181 104V103H180ZM180 104H178V105H180ZM188 104V103H187ZM46 105V104H45ZM54 105V104H53ZM53 105H50V107L51 106H53ZM82 105V104H81ZM89 105V104H88ZM91 105V104H90ZM101 105V104H100ZM133 105H135V104H133ZM137 105H139V103L137 104ZM151 105H152V103H151ZM208 106H209V103L207 104ZM130 106V105H129ZM147 106V105H146ZM150 106V105H149ZM186 106V105H185ZM191 106V105H190ZM243 106H244V104H243ZM64 107V106H63ZM62 107V108H63ZM74 107H75V105H74ZM85 107V106H84ZM92 107V106H91ZM90 107V108H91ZM102 107V106H101ZM144 107V106H143ZM158 107V106H157ZM159 107H160V104H159ZM178 107H180V106H178ZM200 107V106H199ZM250 107V106H249ZM52 108V107H51ZM82 108V107H81ZM80 108V109H81ZM99 108V107H98ZM113 108V107H112ZM117 108V107H116ZM127 108H129V107H127ZM131 108H133V107H131ZM136 108V107H135ZM140 109H141V107H139ZM145 108V107H144ZM149 108H151V107H149ZM184 108V107H183ZM8 109H10V108H8ZM68 109V108H67ZM77 109V108H76ZM83 109H85V108H83ZM122 109L124 110V108L122 107ZM134 109V108H133ZM152 109V108H151ZM153 109H155L154 107H153ZM152 109V110H153ZM194 109V108H193ZM208 109V108H207ZM234 109H235V107H234ZM249 109V108H248ZM2 110V109H1ZM70 110H72V108L70 109ZM82 110V109H81ZM91 110H92V108H91ZM98 110V109H97ZM117 110H119V109H117ZM145 110V109H144ZM150 110V109H149ZM157 110V109H156ZM156 110H155V113H156ZM209 110V109H208ZM219 110V109H218ZM223 110V109H222ZM241 110H244V109H242L241 108ZM240 110V111H241ZM252 110V109H251ZM257 110V109H256ZM5 111V110H4ZM41 111H42V109H41ZM46 111V110H45ZM52 111V110H51ZM83 111H85V110H83ZM100 111V110H99ZM138 111H139V109H138ZM142 111V110H141ZM171 111H172V108H171ZM211 111V110H210ZM236 111H237V109H236ZM253 111V110H252ZM252 111H250V112H248V113H246L247 115H245V113H244V115L242 114L241 115V113L239 112L238 113V115H239V118H237L238 120L237 121H241L240 119V117H244V116H247L246 117V119H245V117H244V120H245V122H247L248 124H246V125H249V127L250 128H253V130L255 131V129H259L260 127H263L264 128V123H257L256 122V118H258L257 117V114L260 112V111H262V110H260V111H258L257 110V113L256 114H253L252 113ZM7 112V111H6ZM10 112V111H9ZM39 112V111H38ZM46 112H48V110L46 111ZM132 112V111H131ZM130 112V113H131ZM145 112V111H144ZM152 112V111H151ZM221 112V111H220ZM223 113L225 112V110L224 111H222ZM242 112V111H241ZM254 113L256 112V111H253ZM8 113V112H7ZM23 113V112H22ZM30 113V112H29ZM70 114H71V112H69ZM96 113H99V112H96ZM96 113H93V115L94 116H96ZM129 113V112H128ZM127 113V114H128ZM148 113V112H147ZM154 113V114H155ZM157 113H158V111H157ZM217 113V112H216ZM227 112H225V114H226ZM243 113V112H242ZM249 113H251V114H249ZM3 114V113H2ZM14 114V113H13ZM16 114V113H15ZM17 114H19V113H17ZM25 114H28V112L27 113H25ZM77 114H79V112H77ZM113 115H114V113H112ZM116 114V113H115ZM149 114V113H148ZM163 114V113H162ZM173 114H175L176 115V113H174L173 112ZM182 114V113H181ZM199 114V113H198ZM206 114V113H205ZM218 114V113H217ZM220 114V113H219ZM227 114H229V113H227ZM249 114V115H248ZM262 113H260L259 114V117H261L260 115H261ZM30 115V114H29ZM91 115V114H90ZM117 115H118V112H117ZM117 115H114V116H117ZM131 115V114H130ZM133 115V114H132ZM160 115H161V113H160ZM166 115V114H165ZM172 115V114H171ZM170 115V116H171ZM183 115V114H182ZM263 115H264V113H263ZM13 116V115H12ZM23 116V115H22ZM57 116V115H56ZM55 116V117H56ZM85 116V115H84ZM108 116V115H107ZM114 116H112V119L114 118ZM149 116V115H148ZM168 116V114L165 116V117H167ZM174 116V115H173ZM178 116V115H177ZM228 116V115H227ZM90 117V116H89ZM120 118H121V116H119ZM151 117V116H150ZM169 117V116H168ZM211 117H212V113H211ZM80 118V117H79ZM96 118H97V116H96ZM106 118V117H105ZM110 118V117H109ZM139 118V117H138ZM172 118V117H171ZM210 118V117H209ZM216 118V117H215ZM232 118V117H231ZM68 119H70V118H68ZM85 119V118H84ZM104 119V118H103ZM108 119V118H107ZM111 119V118H110ZM117 119H119V118H117ZM136 119V118H135ZM146 119H147V117H146ZM156 119H158L157 117H156ZM164 119V117L162 118V120ZM172 119H174V118H172ZM183 119V118H182ZM4 120V119H3ZM39 120V119H38ZM43 120V119H42ZM56 120V119H55ZM61 120V119H60ZM59 120V121H60ZM71 120V119H70ZM77 120V119H76ZM97 120V119H96ZM104 120H106V119H104ZM123 120V119H122ZM148 120V119H147ZM166 120V119H165ZM169 119H167L166 121H168ZM176 120H177V117H176ZM186 120H188V119H186ZM233 120V119H232ZM264 120V119H263ZM45 121V120H44ZM48 121V120H47ZM56 121H58V120H56ZM116 121V119L114 120V122ZM125 121V119L123 120V123H125L124 122ZM133 121H134V119H133ZM137 121V120H136ZM153 121V120H152ZM161 121V120H160ZM159 121V122H160ZM164 121V120H163ZM163 121H161V123L163 122ZM166 121L165 122H163V124H162V128H163V125L166 123ZM259 121V120H258ZM53 122H54V120H53ZM52 121H51V123H53ZM61 122V121H60ZM77 122V121H76ZM75 122V123H76ZM82 122H84V121H82ZM85 122H86V120H85ZM103 122V121H102ZM105 122V121H104ZM108 122V121H107ZM106 122V123H107ZM117 123H118V121H116ZM115 122V123H116ZM127 122V121H126ZM145 122H146V120H145ZM154 122V121H153ZM153 122H150V124L151 123H153ZM158 122V123H159ZM176 122H178L179 123V121L177 120ZM209 122V121H208ZM3 123V122H2ZM5 123V122H4ZM16 123V122H15ZM19 123H20V121H19ZM19 123H17V124H19ZM50 122H48V124H49ZM56 123V122H55ZM66 123V122H65ZM72 123H74V122H72ZM101 123V122H100ZM109 123V122H108ZM110 123H111V121H110ZM113 123V122H112ZM114 123V124H115ZM121 123V122H120ZM128 123V122H127ZM126 123V124H127ZM171 123V120H170V122L168 123V124H170ZM173 123V122H172ZM174 123H175V120H174ZM177 123V124H178ZM218 123V122H217ZM238 123V122H237ZM11 124H12V122H11ZM20 124H22V123H20ZM19 124V126L21 127V126H24V125H20ZM80 124H81V122H80ZM83 124V123H82ZM94 124V123H93ZM93 124L91 123V124H87L86 125V128L85 129H91L92 127H94L93 126ZM98 124V123H97ZM133 124V123H132ZM138 124V123H137ZM147 124V123H146ZM150 124H147V125H150ZM153 124H155V122L153 123ZM160 124V123H159ZM203 124V123H202ZM58 125H60V124H57V126ZM62 125H64L63 123H62ZM69 125H70V123H69ZM68 125V126H69ZM76 125V124H75ZM74 125V126H75ZM77 125H79V123H77ZM84 125V124H83ZM102 125V124H101ZM101 125H96L95 127H94V129H97L98 127L100 128V130L101 129H103L104 127L103 126H101ZM107 125V124H106ZM117 124H115L114 126H116ZM125 125V124H124ZM134 125V124H133ZM157 125V124H156ZM172 125V124H171ZM170 125V126H171ZM186 125V124H185ZM223 125V124H222ZM32 126V125H31ZM92 126V127H91ZM111 126H112V124H111ZM118 126H120V125H117V127ZM122 126V125H121ZM136 126V125H135ZM151 126H153V125H151ZM168 126V125H167ZM176 126V125H175ZM7 127V125L5 126V128ZM15 127H17V126H15ZM19 127V128H20ZM27 127V126H26ZM29 127V126H28ZM73 127V126H72ZM109 127V126H108ZM126 127V126H125ZM137 127V126H136ZM146 128V125H144L143 126V128ZM149 127V126H148ZM159 127H161V126H158V128ZM165 127V126H164ZM207 127V126H206ZM219 127V126H218ZM233 127V126H232ZM235 127V126H234ZM4 128V129H5ZM8 128V127H7ZM22 128V127H21ZM55 128V127H54ZM70 128V127H69ZM99 128L97 129V130H99ZM107 128V127H106ZM155 128H157V126L155 127ZM155 128L153 129V130H155ZM157 128V129H158ZM170 128V127H169ZM178 128V127H177ZM188 128V127H187ZM229 128V127H228ZM238 128V127H237ZM236 128V129H237ZM56 129V128H55ZM77 129V128H76ZM93 129V128H92ZM92 129L90 130V131H92ZM138 129V128H137ZM171 129V128H170ZM185 129V128H184ZM222 130H223V128H221ZM27 130H29V129H27ZM65 130V129H64ZM68 130V129H67ZM66 130V131H67ZM71 130H73V129H71ZM80 130V129H79ZM104 130V129H103ZM128 130V129H127ZM182 130V129H181ZM249 130H252V129H249ZM5 131V130H4ZM39 131V130H38ZM82 131V130H81ZM89 131V132H90ZM102 131V130H101ZM100 131V132H101ZM139 130H137L136 132H138ZM144 131H145V129H144ZM147 131H149V129H147ZM162 131V130H161ZM163 131H164V129H163ZM244 131V130H243ZM247 131V130H246ZM1 132V131H0ZM34 132H36V131H34ZM49 132V131H48ZM94 132H96L95 130H94ZM104 132V131H103ZM108 132V131H107ZM131 132V131H130ZM133 132H134V129H133ZM153 132V131H152ZM151 132V133H152ZM181 132V131H180ZM220 132V131H219ZM240 132V131H239ZM252 132V131H251ZM7 133V132H6ZM18 133V132H17ZM27 133H29V132H27ZM51 132H49V134H50ZM56 133V132H55ZM55 133H53V137H54V134ZM67 133L68 132H66V135H67ZM82 133V132H81ZM85 133V132H84ZM93 133V132H92ZM99 133V132H98ZM98 133H96V134H98ZM112 133V132H111ZM148 133V132H147ZM154 133V132H153ZM157 133V131L155 132V134ZM159 133V132H158ZM229 133V132H228ZM241 133V132H240ZM253 133V132H252ZM19 134V133H18ZM17 134V135H18ZM30 134V133H29ZM29 134H28V136H29ZM31 134L33 135V133L31 132ZM36 134V133H35ZM42 133H38V135H41ZM45 134H46V132H45ZM59 134V133H58ZM72 134V133H71ZM76 134H78L77 133V131H76ZM95 134V133H94ZM95 134V135H96ZM135 133H133V135H134ZM144 134V133H143ZM172 134H175V132L174 133H172ZM230 134V133H229ZM232 134V133H231ZM235 134V133H234ZM248 134H249V131H248ZM257 134V133H256ZM262 134V133H261ZM16 135V134H15ZM37 135V134H36ZM47 135H48V133H47ZM51 135V134H50ZM60 135V134H59ZM63 135V134H62ZM68 135H70V134H68ZM80 135V134H79ZM86 135H88V134H86ZM94 135V136H95ZM131 135V134H130ZM209 135V134H208ZM225 135V134H224ZM6 136V135H5ZM26 136H27V134H26ZM34 136V135H33ZM42 136L43 135H41V138H42ZM64 136V135H63ZM77 136V135H76ZM91 136V135H90ZM108 137L110 136L109 134L107 135ZM124 136V135H123ZM144 136V135H143ZM154 136H156V135H154ZM173 136V135H172ZM227 136V135H226ZM225 136V137H226ZM231 136V135H230ZM249 136V135H248ZM264 136V135H263ZM1 137V136H0ZM23 137V136H22ZM35 137V136H34ZM34 137H33V140L32 141H37V139L36 140H34ZM37 137V136H36ZM56 138H58V137H60V136H55ZM68 137V136H67ZM71 137V136H70ZM80 137V136H79ZM86 137V136H85ZM88 137H89V135H88ZM92 137V136H91ZM97 137V136H96ZM142 137V136H141ZM141 137H138V138H141ZM145 138L147 137V134L144 136ZM149 137V136H148ZM151 137V136H150ZM153 137V136H152ZM175 137V136H174ZM191 137V136H190ZM197 137V136H196ZM205 137V136H204ZM211 137V136H210ZM213 137V136H212ZM218 137V136H217ZM240 137H241V134H240ZM6 138V137H5ZM4 138V139H5ZM21 138V137H20ZM24 138H26L25 137V135H24V137L22 138V139H24ZM49 138H50V136H49ZM66 138V137H65ZM78 138V137H77ZM87 138V137H86ZM95 138V137H94ZM101 137H99V139H100ZM120 138H122V136L120 137ZM134 138V137H133ZM137 138V139H138ZM156 138H157V136H156ZM161 138H163V137H161ZM233 138V137H232ZM238 138V137H237ZM257 138V137H256ZM263 138V137H262ZM2 139H3V136H2ZM10 139V138H9ZM8 139V140H9ZM18 139H19V137H18ZM44 139V138H43ZM53 139V138H52ZM62 139V138H61ZM63 139H64V137H63ZM69 139V138H68ZM85 139V138H84ZM123 139V138H122ZM144 139V138H143ZM188 139V138H187ZM185 139V140H181V141H179V142H177V144H174V148H175V145L176 146H178L177 148H178V150H180V153H179V158H183V150H185V149H188L189 150V148H191V146L194 144L193 143V140L192 139ZM213 139V138H212ZM241 139V138H240ZM259 139V141H260V138H257V140ZM0 140H1V138H0ZM11 140V139H10ZM19 140H21V139H19ZM26 140H28V139H26ZM25 140V141H26ZM54 140V139H53ZM66 140H67V138H66ZM74 140V139H73ZM77 140V139H76ZM91 140V139H90ZM94 140V139H93ZM152 140H153V138H152ZM161 140V139H160ZM165 140V139H164ZM250 140H253V139H250ZM264 140V139H263ZM32 141H30V142H32ZM39 141H40V139H39ZM64 141V140H63ZM85 141V140H84ZM87 141V140H86ZM107 141V140H106ZM139 141H140V139H139ZM151 141V140H150ZM149 141V142H150ZM154 141V140H153ZM156 141V140H155ZM208 141V140H207ZM219 141V140H218ZM239 141V140H238ZM242 141H243V139H242ZM241 141V142H242ZM11 142V141H10ZM17 142H19V141H17ZM27 142L29 143V141H26V144H27ZM38 142V141H37ZM44 142V141H43ZM47 142V141H46ZM45 142V143H46ZM54 142V141H53ZM59 142H62V141H59ZM71 142V141H70ZM76 142V141H75ZM80 142V141H79ZM78 142V143H79ZM83 142V141H82ZM93 142H97V141H92V144H93ZM137 142V141H136ZM142 142V141H141ZM146 142H148V140L146 141ZM148 142V143H149ZM197 142H199V141H197ZM210 142V141H209ZM251 142V141H250ZM261 142V141H260ZM12 143V142H11ZM10 143V144H11ZM20 143H22V142H20ZM32 143H34V142H32ZM31 143V144H32ZM36 143V142H35ZM50 143V142H49ZM77 143V142H76ZM88 144H89V142H87ZM91 143V142H90ZM106 143V142H105ZM138 143V142H137ZM150 143H152V141L150 142ZM157 143H159V140H158V142ZM156 143V144H157ZM166 143H168V142H166ZM216 143V142H215ZM219 143V142H218ZM1 144H2V142H1ZM43 144V143H42ZM55 144H57V143H55ZM60 144V143H59ZM66 144V143H65ZM64 144V145H65ZM73 144V143H72ZM71 144V145H72ZM82 144V143H81ZM84 144H86V143H84ZM100 144V143H99ZM153 145H154V143H152ZM197 144V143H196ZM199 144V143H198ZM202 144V143H201ZM225 144V143H224ZM236 144V143H235ZM16 145H17V143H16ZM19 145V144H18ZM30 145V144H29ZM36 145V144H35ZM64 145H62V146H64ZM67 145V144H66ZM91 145V144H90ZM136 145V144H135ZM150 145V144H149ZM172 145V144H171ZM239 145V144H238ZM237 145V146H238ZM260 145V144H259ZM5 146V145H4ZM20 146V145H19ZM43 146H45V145H43ZM42 146V147H43ZM53 146V145H52ZM52 146H51V148H52ZM59 146V145H58ZM74 146V145H73ZM76 146H79V145H76ZM75 146V147H76ZM83 146H86V145H83ZM110 146V145H109ZM114 146V145H113ZM151 146V145H150ZM156 146V145H155ZM199 146V145H198ZM207 146H208V144H207ZM246 146V145H245ZM21 147V146H20ZM49 147V146H48ZM48 147H47V149H48ZM57 147V146H56ZM74 147V148H75ZM82 147V146H81ZM87 147V146H86ZM104 146H102V147H100L99 146V148L98 149H100V148H103ZM105 147H107V145L105 146ZM104 147V148H105ZM118 147V146H117ZM140 147H142V146H140ZM211 148L213 147V145H211L210 146ZM227 147V146H226ZM30 148H33L32 146L30 147ZM44 148H46V147H44ZM61 148H63V147H60V148H58L57 147V149H61ZM68 148V147H67ZM78 148V147H77ZM88 148V147H87ZM96 148V149H97ZM121 148V147H120ZM149 148V147H148ZM155 148V147H154ZM202 148V147H201ZM217 148V147H216ZM225 148V147H224ZM232 148V147H231ZM234 148V147H233ZM36 149V148H35ZM70 149H72L71 147H70ZM81 149V148H80ZM83 149V148H82ZM86 149V148H85ZM92 149V148H91ZM199 149V148H198ZM242 149V148H241ZM244 149V148H243ZM249 150L250 149V145H248L246 148H245V150ZM252 149V148H251ZM8 149L6 148V151H7ZM11 150V149H10ZM28 150V149H27ZM40 150V149H39ZM53 150H54V148H53ZM61 150H63V149H61ZM64 150H65V148H64ZM68 150V149H67ZM77 150H79V149H77ZM88 150V149H87ZM94 150V148L92 149V151ZM103 150V149H102ZM109 150H112V149H109ZM115 150V149H114ZM113 150V151H114ZM148 150V149H147ZM147 150H144V153L145 152H147ZM211 150V149H210ZM209 150V151H210ZM219 150V149H218ZM254 150V149H253ZM263 150V149H262ZM22 151V150H21ZM30 151H31V149H30ZM30 151H28V152H30ZM50 151H52V150H50ZM73 151H74V149H73ZM76 151V150H75ZM82 151V150H81ZM101 151V150H100ZM100 151H99V153H100ZM128 151V150H127ZM159 151V150H158ZM161 151H164V150H161ZM194 151V150H193ZM226 151V150H225ZM227 151H230L229 149H227ZM240 151V153L242 154V151L241 150H239ZM27 152V153H28ZM49 152V151H48ZM55 152V151H54ZM63 152H65V151H63ZM111 152V151H110ZM115 152V151H114ZM122 152H124V151H122ZM142 152H143V150H142ZM142 152H141V154H142ZM199 152L201 153V150H199ZM202 152H203V150H202ZM224 152V151H223ZM236 152V151H235ZM247 152V151H246ZM249 152V151H248ZM256 152H258V151H255L254 153H256ZM7 153V152H6ZM26 153V154H27ZM35 153H37V152H35ZM75 153L76 152H74V154L73 155H75ZM84 153V152H83ZM88 153V152H87ZM86 153V154H87ZM98 153V152H97ZM96 153V154H97ZM120 154L121 155V153L120 152H117L116 151V155L117 154ZM125 154H126V151L124 152ZM140 153V152H139ZM185 153V152H184ZM196 153V152H195ZM198 153V152H197ZM196 153V154H197ZM206 153H208V149H207V151H206ZM205 153V154H206ZM221 153V152H220ZM219 153V154H220ZM231 153H233V152H231ZM244 153V152H243ZM253 153V152H252ZM259 153V152H258ZM260 153H261V151H260ZM264 153V152H263ZM9 154H11V153H9ZM50 154V153H49ZM51 154H54V153H52L51 152ZM50 154V155H51ZM56 154V153H55ZM68 154H69V152H68ZM67 154V155H68ZM124 154V155H125ZM133 154V153H132ZM137 154V153H136ZM135 154V155H136ZM147 154V153H146ZM145 154V155H146ZM199 154V153H198ZM235 154V153H234ZM241 154H240V156H241ZM245 154V153H244ZM243 154V155H244ZM12 155H13V153H12ZM30 155V154H29ZM66 155V154H65ZM70 155V154H69ZM68 155V156H69ZM84 155V154H83ZM120 155H117L118 157L120 156ZM129 155V154H128ZM143 155V154H142ZM145 155H143V156H145ZM148 155V154H147ZM146 155V156H147ZM225 155V154H224ZM238 155V154H237ZM248 155V154H247ZM246 155V156H247ZM250 155H251V153H250ZM249 155V156H250ZM253 155V154H252ZM255 155V154H254ZM9 156V155H8ZM11 156V155H10ZM41 156V155H40ZM86 156H88V155H86ZM86 156H84V160L85 159H87V158H85ZM98 156V155H97ZM116 156V157H117ZM123 156V155H122ZM139 156V155H138ZM141 156V155H140ZM154 156H156V155H154ZM164 156V155H163ZM173 156H175V155H173ZM7 157V156H6ZM60 157V156H59ZM62 157V156H61ZM64 157V156H63ZM66 157V156H65ZM72 157V156H71ZM83 157V156H82ZM107 157V158H106ZM106 159H108V157L109 156H107V154H106ZM117 157V158H118ZM125 157H127V156H125ZM124 157V158H125ZM157 157V156H156ZM185 157V156H184ZM189 157V156H188ZM211 157V156H210ZM214 158H216L215 156H213ZM234 158H228V157H225V158H219V159H217V165H215L216 167L215 168H213V169H208V168H206V167H204V165H203V168H202V166H201V164L200 163H198L197 162V164H195V165H197V167L195 166L194 168H193V170L192 171H189V174L190 175H186V176H184V178H182V182H185L186 184H187V186L186 187H188L189 188V186H193V189H187V190H173L172 191V193H176V197H177V201L173 204V205H165V204H163V203H161V204H156L155 203V207L153 208V211L154 212H156L157 213V215H159L160 217H162V219L163 220H168V222L169 221H179L178 222V226L179 227H183V226H185V223L183 222V221H180V217H181V215L182 214H184V215H186V218L188 217V221H186L187 222V224H190L188 227H186V229L187 230H184L185 231V235H184V239H181V240H177L176 242H173V243H171L169 246H168V244H166V242H164L165 241V238L163 239V241H161V242H157L158 240H155L156 238H157V236H158V234H157V231H155V230H153V231H155V233H156V235L155 236H150L149 238H150V240H149V238H147V237H139L138 236V238L136 239V243L135 244H137V245H141L142 247H143V251H145L146 253H149V255L151 254H156V259L155 260H157V261H163V259H167L168 258V256H173L174 258H179V259H185V258H188V259H190V257L192 256V255H194V254H196V253H198V254H203L204 255V258H205V255H207V254H210V252H212V248H214V245H213V243H214V239H215V236L214 235H212V231H218V230H223V232L222 233H224V234H226L227 233V235L228 234H233V233H235V232H238V231H244V230H246V229H249V228H253L254 226H256L257 224H261V222H262V220H260L261 218H259V217H257V216H250V215H246V214H248L249 212L247 211V212H245L244 213V209L245 208H247L246 206H247V204H246V202H244V200H243V198H241L240 200H239V202L237 203V204H232V203H230V204H226V202L224 203V202H221L220 201V197H218L216 194H214L213 193V190L212 191H210V190H208V188L204 185V183L205 182H208V180H210L211 179V181H213V185H214V187H216V186H219L220 187V185L222 184V185H227V187H232V188H237L238 186H240V185H244V183H246V182H249V181H253V180H255V179H259V178H261V176H262V174H260L261 172H260V170H258V169H254V168H247L243 163H242V159L243 160H245L246 161V159H244L243 157H241V160H240V158L238 159V161H236V160H234L235 159V156H233ZM254 157V156H253ZM37 158H42V157H38L37 156ZM37 158H35V159H37ZM67 158V157H66ZM70 158V157H69ZM91 158H93V157H91ZM117 158H116V161L118 162V160H117ZM130 158H132V157H130ZM129 158V159H130ZM134 158H135V156H134ZM139 158H141V157H139ZM144 158V157H143ZM192 158V157H191ZM255 158H256V156H255ZM0 159H3V158H0ZM63 159V158H62ZM81 159H83V158H81ZM97 159V158H96ZM99 159V158H98ZM121 159H123V158H121ZM137 159V158H136ZM142 159V158H141ZM200 159V158H199ZM252 159H254V158H252ZM8 160V159H7ZM10 160V159H9ZM28 160V159H27ZM26 160V161H27ZM38 160V159H37ZM92 160H94V158L92 159ZM105 160V159H104ZM111 160V159H110ZM109 160V161H110ZM124 160H127L126 158L124 159ZM124 160H123V163H121V165L122 164H124L125 162H124ZM180 161H181V159H179ZM179 160H176V158H173V159H167V160H163V161H160L159 159H151V158H145L144 159V163H142L141 162V166H137V168H133V169H131V170H124V166L126 165V163H125V165H123L122 166V168L123 169H121L120 167V164H119V166L120 167H118V166H116V169L118 170V171H120V173H122V172H125V178H126V182H128L127 183V186L129 187L128 189H129V191L132 193V194H135V192H134V187L135 186H144L145 188H147V190L149 191V192H151L152 191V189H154L153 187H155V188H166V190H168V189H171V186H173V184H169V185H167V181H169L170 180V178H173V180L175 181L178 177H179V175L181 174V172L178 170L179 169V166L177 165L178 163H179ZM193 160V159H192ZM202 160H204V158L202 159ZM207 160V159H206ZM251 160V159H250ZM257 160V159H256ZM3 161H5V159H3ZM11 161H13V159H11ZM15 161V160H14ZM26 161H24L25 163H26ZM41 162H42V160H40ZM52 162H53V160H51ZM65 161V160H64ZM108 161V160H107ZM122 161V160H121ZM128 161V160H127ZM196 161V160H195ZM213 160H211V162H212ZM249 161V160H248ZM260 161V160H259ZM0 162H1V160H0ZM10 162V161H9ZM73 162H74V160H73ZM95 163H96V160L94 161ZM117 162H116V164H117ZM12 163V162H11ZM37 163V162H36ZM49 163V162H48ZM76 163H78V161L76 162ZM90 163H91V161H90ZM89 163V164H90ZM93 163V162H92ZM99 163V161L97 162V164ZM109 163V162H108ZM119 163V162H118ZM193 163V162H192ZM206 163V162H205ZM247 163V162H246ZM262 163V162H261ZM13 164V163H12ZM42 164V163H41ZM72 164V163H71ZM104 164V163H103ZM106 164V163H105ZM130 164V163H129ZM128 164V165H129ZM202 164H204V163H202ZM207 164V163H206ZM258 164V163H257ZM76 165V164H75ZM95 165V164H94ZM131 165V164H130ZM129 165V166H130ZM264 165V164H263ZM76 166H78V165H76ZM96 166V165H95ZM209 166V165H208ZM20 167V166H19ZM40 167V166H39ZM83 167H85V166H83ZM131 167V166H130ZM66 168V167H65ZM90 168V167H89ZM120 168V169H119ZM125 168H129L128 166H126ZM206 168V169H205ZM18 169V168H17ZM46 169V168H45ZM48 169V171H49V167L47 168ZM51 169V168H50ZM58 169V168H57ZM69 169V168H68ZM73 169V168H72ZM103 169V168H102ZM106 169V168H105ZM104 169V170H105ZM107 169H109L108 167H107ZM260 169V168H259ZM4 170V169H3ZM22 170H24V169H22ZM261 170H262V168H261ZM6 171V170H5ZM27 171V170H26ZM40 171V170H39ZM78 171V170H77ZM97 171V170H96ZM95 171V172H96ZM183 171V170H182ZM186 171V170H185ZM187 171H188V169H187ZM16 172H17V170H16ZM41 172V171H40ZM43 172H44V170H43ZM49 172H51V171H49ZM52 172H53V169H52ZM55 172V171H54ZM69 172V171H68ZM67 172V173H68ZM73 172V171H72ZM100 172V171H99ZM98 171H97V173H99ZM101 172H103V170L101 171ZM101 172H100V174H101ZM17 174V173H16ZM24 174V173H23ZM26 174V173H25ZM47 175H48V173H46ZM80 174H82V173H80ZM96 174V173H95ZM99 174V175H100ZM1 175H2V173H1ZM0 175V176H1ZM8 176V174L6 173L5 174V176ZM46 175V176H47ZM55 175V174H54ZM53 175V176H54ZM57 175V174H56ZM60 175V174H59ZM4 176V175H3ZM4 176V177H5ZM28 176H29V174H28ZM45 176V175H44ZM60 176H62V175H60ZM75 176V175H74ZM77 176V175H76ZM116 176V175H115ZM121 176H122V174H121ZM2 177V176H1ZM15 177V176H14ZM13 177V178H14ZM24 177V176H23ZM22 177V178H23ZM33 177V176H32ZM55 177V176H54ZM58 177V176H57ZM112 177H114V176H112ZM3 178V177H2ZM8 178V177H7ZM52 178V177H51ZM60 178V177H59ZM74 178V177H73ZM76 178V177H75ZM78 178H80V177H78ZM103 178H105V177H103ZM125 178H124V181H125ZM5 179V178H4ZM50 179V178H49ZM55 179V178H54ZM57 179V178H56ZM61 179H62V177H61ZM81 179V178H80ZM179 179V178H178ZM58 180V179H57ZM60 180V179H59ZM65 180V179H64ZM67 180V179H66ZM74 180V179H73ZM188 180L190 181V182H188ZM7 181V180H6ZM51 181H53L52 179H51ZM78 181V180H77ZM104 181V180H103ZM177 181V180H176ZM258 181V180H257ZM1 182H3V181H1ZM23 182V181H22ZM74 182V181H73ZM91 182H93V179H92V181ZM105 182V181H104ZM24 183V182H23ZM38 183V182H37ZM56 183H57V181H56ZM60 183V182H59ZM76 183V182H75ZM84 183V182H83ZM181 183V182H180ZM185 183H182L183 185L185 184ZM209 183V182H208ZM208 183H206V184H208ZM28 184V183H27ZM39 184V183H38ZM58 184V183H57ZM65 184V183H64ZM82 184V183H81ZM124 184V183H123ZM212 184V183H211ZM210 184V185H211ZM5 185V184H4ZM16 185V184H15ZM30 185V184H29ZM37 185V184H36ZM40 186H41V184H39ZM39 185H38V188H39ZM60 185V184H59ZM78 185V184H77ZM100 185V184H99ZM152 185H154L153 187H152ZM159 185V186H158ZM1 186V185H0ZM18 186V185H17ZM80 186V185H79ZM81 186H83V185H81ZM88 186V185H87ZM103 186V185H102ZM107 186V185H106ZM119 186V185H118ZM212 186V185H211ZM16 187V186H15ZM14 187V188H15ZM31 187L33 188V186L31 185ZM31 187H29V188H31ZM63 187V186H62ZM77 187V186H76ZM113 187V186H112ZM124 187V186H123ZM174 187V186H173ZM249 187V186H248ZM252 187H254V186H252ZM43 188V187H42ZM59 188V187H58ZM67 189L69 188V187H66ZM79 188V187H78ZM85 188H90V187H86V185H85ZM85 188H80L79 189V191H78V189L76 190V192H70L69 194H68V191L65 193V194H63V195H65L66 196V194H68V196H66L65 198H69V199H71L70 201H71V203H72V205H73V209L75 210V211H77V212H80V211H87L86 213L87 214H89V212H93V211H98V209L100 208V204H98L102 199H104V197H102L101 199H100V201H98V200H96L97 198L94 196H91V194H90V192H88ZM92 188V187H91ZM98 188H100V187H98ZM109 188V187H108ZM114 188V187H113ZM127 188V187H126ZM177 187H175V189H176ZM238 188H240V187H238ZM6 189V188H5ZM16 189V188H15ZM27 189V188H26ZM37 189V188H36ZM70 189V188H69ZM75 189V188H74ZM73 189V190H74ZM120 190H122V189H124V188H121V186H120V188H119ZM183 189V188H182ZM219 189V188H218ZM247 189V188H246ZM1 190V189H0ZM4 190V189H3ZM10 190V189H9ZM21 189L19 188V190L18 191H20ZM23 190V189H22ZM28 190V189H27ZM33 190V189H32ZM38 190V189H37ZM43 190V189H42ZM73 190H71V191H73ZM95 190V189H94ZM97 190V189H96ZM95 190V191H96ZM100 192H101V190L100 189H98ZM97 190V191H98ZM103 190V189H102ZM112 190H115V189H112ZM125 190V189H124ZM146 190V189H145ZM147 190L145 191V192H147ZM5 191V190H4ZM13 191L14 190H12V193H13ZM24 191V190H23ZM22 191V192H23ZM36 191V190H35ZM39 191V190H38ZM64 191V190H63ZM75 191V190H74ZM89 191H91V190H89ZM97 191H96V193H97ZM129 191H128V193H129ZM144 191V190H143ZM222 191V190H221ZM233 191V190H232ZM236 191V190H235ZM251 191V190H250ZM10 192V191H9ZM21 192V191H20ZM26 192V191H25ZM37 192V191H36ZM43 192V191H42ZM41 192V193H42ZM48 192V191H47ZM57 192V191H56ZM144 192V193H145ZM163 192V191H162ZM236 192H238V191H236ZM44 193V192H43ZM95 193V192H94ZM94 193H93V195H94ZM99 193V192H98ZM97 193V194H98ZM116 193H117V191H116ZM17 194H18V192H17ZM25 194H28V192L27 193H25ZM40 194V193H39ZM105 194V193H104ZM108 194H110V193H108ZM147 194H148V192H147ZM166 194V193H165ZM224 194V193H223ZM222 194V195H223ZM239 194V193H238ZM3 195H6V194H3ZM8 195V194H7ZM20 195H21V193H20ZM37 195V194H36ZM50 195V194H49ZM99 195V194H98ZM159 195V194H158ZM225 195V194H224ZM234 195V194H233ZM9 196H11V195H9ZM14 196H15V194H14ZM17 197L19 196V194L18 195H16ZM38 196V195H37ZM41 196V195H40ZM99 196H101V195H99ZM104 196V195H103ZM114 196H117V194H115ZM126 196L128 197V195H127V191H126ZM144 196V195H143ZM162 196V195H161ZM244 196V195H243ZM12 197V196H11ZM23 197L26 199V201H27V197H26V195L24 196L23 195ZM35 197V196H34ZM43 197H44V195H43ZM51 197V196H50ZM49 196H48V198H50ZM53 197V196H52ZM141 197H142V195H141ZM164 197H165V195H164ZM227 197V196H226ZM250 197V196H249ZM7 199L9 198V197H6ZM6 198H4L5 199V201H6ZM33 198V197H32ZM36 198V197H35ZM46 198V197H45ZM44 198V199H45ZM223 198H224V196H223ZM228 199H229V197H227ZM227 198H224V199H227ZM230 198H231V195H230ZM12 199H13V197H12ZM11 199V200H12ZM30 199V198H29ZM54 199V198H53ZM154 199V198H153ZM222 199V198H221ZM232 199V198H231ZM237 199V198H236ZM9 200V199H8ZM14 200V199H13ZM17 200H19L18 198H17ZM22 200V198L20 199V201ZM42 200V199H41ZM48 201H49V199H47ZM108 200V199H107ZM106 200V201H107ZM151 200H152V198H151ZM150 200V201H151ZM155 200V199H154ZM1 201H3V200H1ZM20 201H17L18 203H16V204H19V203H21ZM37 201V200H36ZM44 201V200H43ZM46 201V200H45ZM136 201V200H135ZM173 201V200H172ZM171 201V202H172ZM222 201H223V199H222ZM227 201V200H226ZM235 201V200H234ZM6 202H9V201H6ZM12 202V201H11ZM16 202V201H15ZM14 202V203H15ZM22 202H24V200H22ZM39 202V201H38ZM55 202V201H54ZM101 202H103V201H101ZM109 202V201H108ZM112 202V201H111ZM118 202V201H117ZM116 202V204L115 205H120V204H118ZM154 202V201H153ZM2 203V202H1ZM10 203V202H9ZM49 203V202H48ZM56 203V202H55ZM115 203V202H114ZM113 203V204H114ZM137 203V202H136ZM40 204H41V202H40ZM59 205H61L60 203H58ZM102 204V203H101ZM108 204H110V203H108ZM107 204V205H108ZM121 204H123V203H121ZM167 204V203H166ZM2 205V204H1ZM21 205H22V203H21ZM20 205V206H21ZM24 205V204H23ZM42 205V204H41ZM63 205V204H62ZM125 205V204H124ZM127 205H128V203H127ZM250 205V204H249ZM11 206V205H10ZM14 206V205H13ZM25 206H28L29 207V205H25ZM31 206H33V205H31ZM30 206V207H31ZM43 206V205H42ZM51 206H53V204L51 203ZM55 206V205H54ZM102 207H105L103 204L101 205ZM110 205H108V207H109ZM116 206V207H117ZM150 206H151V203H150ZM41 207V206H40ZM39 207V208H40ZM46 207V206H45ZM49 207V206H48ZM47 207V208H48ZM115 207V208H116ZM127 207H129V206H127ZM134 207V206H133ZM140 207V206H139ZM263 207V206H262ZM3 208V207H2ZM12 209H13V207H11ZM16 210L18 209V207L16 208V207H14ZM32 208V207H31ZM31 208H29V209H31ZM34 208V207H33ZM33 208H32V212H34L33 211ZM47 208H45V209H47ZM53 208V207H52ZM52 208H49L50 210L52 209ZM66 208V207H65ZM70 208V207H69ZM120 208H122V207H120ZM251 208V207H250ZM257 208V207H256ZM259 208V207H258ZM0 209H1V206H0ZM22 209H26V207H23L22 206ZM22 209L20 210V208L18 209V210H20L21 211V213H22V216H24L23 215V212L25 211H23L22 212ZM55 209V208H54ZM54 209H52V210H54ZM56 209H58V208H56ZM56 209L54 210V215H56V213L58 212V211H56ZM62 209H64V206H63V208ZM61 208L59 209V210H62ZM72 209V208H71ZM111 209V208H110ZM118 209H119V206H118ZM249 209V208H248ZM17 210V211H18ZM27 210V209H26ZM38 210V209H37ZM39 210H42V209H39ZM39 210L38 211H36V213L37 212H39ZM52 210H51V212H52ZM67 210H69V209H67ZM103 210H104V208H103ZM120 210V209H119ZM132 210V209H131ZM138 210H139V208H138ZM140 210H142V209H140ZM139 210V211H140ZM259 210V209H258ZM2 211H3V209H2ZM11 211V210H10ZM9 211V212H10ZM43 211V210H42ZM42 211H41V213H42ZM47 211V210H46ZM65 211V210H64ZM102 211V210H101ZM128 211H129V209H128ZM145 211H146V209H145ZM152 211V212H153ZM207 211V213H210V214H212V217H211V219H209L210 218V216L208 217V219L209 220H207L206 222H202V223H200V224H192V222L194 221L195 222V220H196V216L199 214H201V213H203V212H206ZM224 212V214L222 215V216H219L220 214V212ZM4 212V211H3ZM19 212V211H18ZM16 213V214H20V213ZM51 212H50V214H51ZM68 212V211H67ZM72 212H74L73 210H72ZM132 212V211H131ZM133 212H135V211H133ZM141 212H143V210L141 211ZM185 212V213H184ZM251 212V211H250ZM29 213V212H28ZM27 213V214H28ZM69 213V212H68ZM68 213H67V215H68ZM71 213V212H70ZM129 213H130V211H129ZM139 213V212H138ZM29 214H32V213H29ZM43 214V213H42ZM102 214V213H101ZM141 214V213H140ZM261 214V213H260ZM9 215H11L10 213H9ZM40 215V214H39ZM47 215H48V213H47ZM65 215H66V212H65ZM73 215V214H72ZM135 215H136V213H135ZM149 215V214H148ZM154 215V214H153ZM156 215V214H155ZM156 215V216H157ZM203 215V214H202ZM263 215H264V213H263ZM2 216V215H1ZM4 216V215H3ZM14 216V215H13ZM46 216V215H45ZM45 216H43V218L45 219V220H43L44 222L46 221V217ZM51 216H52V218H53V214H51ZM58 216V215H57ZM61 216H62V214H61ZM98 216V215H97ZM113 216V215H112ZM132 216V215H131ZM201 216V215H200ZM60 217V216H59ZM120 217V216H119ZM129 217V216H128ZM149 217V216H148ZM164 217V218H163ZM204 217V216H203ZM202 217V218H203ZM249 217H250V219H249ZM31 218V217H30ZM51 218V219H52ZM54 218H55V220H59V219H57L55 216H54ZM53 218V219H54ZM62 218V217H61ZM68 218V217H67ZM76 218H78V217H76ZM156 218H158V217H156ZM182 218V217H181ZM245 218V219H244ZM246 218H248L249 219V224H248V226L246 227V224H244V222H243V220H245L246 221ZM263 218V217H262ZM15 219V218H14ZM18 219V218H17ZM66 219V218H65ZM79 219V218H78ZM110 219H112V218H110ZM146 219H147V217H146ZM11 220V219H10ZM31 220V219H30ZM61 220V219H60ZM77 220V219H76ZM114 220V219H113ZM120 220V219H119ZM153 220V219H152ZM155 220H157V219H155ZM163 220H161V221H163ZM192 220V221H191ZM2 221V220H1ZM13 221V220H12ZM15 221H17V220H15ZM22 221V220H21ZM23 221H25V220H23ZM49 221H50V218H49ZM54 221V220H53ZM52 221V222H53ZM63 221H65L64 220V218H63ZM73 222H74V220H72ZM112 221V220H111ZM116 221V220H115ZM159 221H160V219H159ZM197 221V220H196ZM200 221V220H199ZM228 221H232V223H229L228 224V226H226L225 227V224H227V222ZM18 222V221H17ZM30 222V221H29ZM54 222H56L57 223V221H54ZM62 222V221H61ZM69 222V221H68ZM71 222V221H70ZM103 222V221H102ZM112 222H114V221H112ZM157 222V221H156ZM6 223V222H5ZM28 223V222H27ZM34 223V222H33ZM36 223V222H35ZM47 223V222H46ZM51 223V222H50ZM62 223H64V222H62ZM87 223H88V220H87ZM120 223V222H119ZM140 223V222H139ZM175 223V222H174ZM177 223V222H176ZM38 224H40V222L38 223ZM47 224H49V223H47ZM65 224V223H64ZM76 224V223H75ZM80 224V223H79ZM90 224V223H89ZM167 224V223H166ZM14 225V224H13ZM15 225H17L16 223H15ZM26 225V224H25ZM41 225V224H40ZM40 225H38V227L40 226ZM51 225V224H50ZM57 225H59V224H57ZM69 225V224H68ZM91 225V224H90ZM126 225V224H125ZM2 226V225H1ZM20 226V225H19ZM64 226V225H63ZM65 226H66V224H65ZM76 226L78 227V224H76ZM122 226V225H121ZM150 226V225H149ZM165 226H167V225H165ZM171 226V225H170ZM259 226V225H258ZM28 227V226H27ZM43 227V226H42ZM60 227H62L61 226V223H60V226H59V228ZM114 227V226H113ZM134 227V226H133ZM154 227V226H153ZM160 227V226H159ZM158 227V228H159ZM164 227V226H163ZM172 227V226H171ZM176 227V226H175ZM184 227V228H185ZM228 227V228H227ZM0 228H2V227H0ZM58 228V227H57ZM58 228V230H60ZM75 228V227H74ZM81 228V227H80ZM124 228V227H123ZM129 228V227H128ZM173 228V227H172ZM223 228H225V230L223 229ZM16 229V228H15ZM44 229V228H43ZM79 229V228H78ZM97 229V228H96ZM125 229V228H124ZM156 229H157V227H156ZM174 229H176V228H174ZM255 229V228H254ZM253 229V230H254ZM257 230H258V228H256ZM255 229V230H256ZM48 230V229H47ZM51 230V229H50ZM75 230H77V229H75ZM94 230V229H93ZM162 229H159V231H161ZM171 230V229H170ZM221 230V231H222ZM252 230V229H251ZM250 230V231H251ZM20 231V230H19ZM78 231V230H77ZM106 231H108V230H106ZM140 231H142V230H140ZM159 231H158V233H159ZM166 231H168V230H166ZM179 231V230H178ZM181 231V230H180ZM88 232V231H87ZM127 232V231H126ZM212 232V233H211ZM20 233V232H19ZM22 233H23V231H22ZM59 233V232H58ZM86 233V232H85ZM111 233V232H110ZM113 233V232H112ZM161 233H165V232H161ZM167 233V232H166ZM53 234V233H52ZM107 234V233H106ZM121 234V233H120ZM130 234V233H129ZM145 234V233H144ZM218 234V233H217ZM44 235V234H43ZM42 235V236H43ZM119 235V234H118ZM147 235V234H146ZM16 236H19V235H16ZM24 236H26V235H24ZM23 236V237H24ZM50 236H52V235H50ZM144 236V235H143ZM173 235H171V237H172ZM183 236V235H182ZM46 237V236H45ZM129 237V236H128ZM127 237V238H128ZM169 237H170V235H169ZM243 237V236H242ZM27 238V237H26ZM25 238V239H26ZM49 238V237H48ZM60 238V237H59ZM58 238V239H59ZM106 238V237H105ZM110 238V237H109ZM160 238V237H159ZM219 237H217V239H218ZM224 239H225V237H223ZM222 238V239H223ZM33 239V238H32ZM50 239H52V237L50 238ZM132 239V238H131ZM145 239H147L148 241H145ZM174 239V238H173ZM264 239V238H263ZM3 240H4V238H3ZM24 239H22V241H23ZM27 240V239H26ZM28 240H30L31 241V239H28ZM64 240V239H63ZM106 240V239H105ZM109 240V239H108ZM220 240V239H219ZM229 240V239H228ZM236 240V239H235ZM240 240V239H239ZM30 241H28V242H30ZM89 241V240H88ZM102 241V240H101ZM172 241V240H171ZM215 241H217L216 239H215ZM227 241V240H226ZM251 241V240H250ZM254 241V240H253ZM40 242H42V241H40ZM133 242V241H132ZM238 242V241H237ZM43 243V242H42ZM216 243V242H215ZM214 243V244H215ZM223 243V242H222ZM222 243H221V245H222ZM225 243V242H224ZM257 244H258V241L256 242ZM108 244V243H107ZM112 244V243H111ZM218 244V243H217ZM226 244V243H225ZM5 245V244H4ZM41 245V244H40ZM88 245V244H87ZM212 245H213V247H212ZM228 245V244H227ZM253 245V244H252ZM261 245H263V244H261ZM61 246H63V245H61ZM108 246V245H107ZM112 246V245H111ZM118 246V245H117ZM126 246V245H125ZM219 246V245H218ZM218 246H216L217 248H218ZM243 246V245H242ZM5 247V246H4ZM60 247V246H59ZM103 247V246H102ZM104 247H106V246H104ZM109 247V246H108ZM113 247H115V246H113ZM126 247H128V246H126ZM133 247V246H132ZM225 247V246H224ZM249 247V246H248ZM107 248V247H106ZM112 248V247H111ZM134 248V247H133ZM220 248V247H219ZM58 249V248H57ZM93 249H95V248H93ZM105 249V248H104ZM108 249V248H107ZM114 249V248H113ZM119 249V248H118ZM66 250V249H65ZM99 250V249H98ZM109 250V249H108ZM115 250V249H114ZM121 250V249H120ZM120 250H119V252H120ZM128 250H130L129 248H128ZM127 250V251H128ZM221 250V249H220ZM245 250V249H244ZM243 250V251H244ZM103 251H106V250H103ZM110 251V250H109ZM123 251H126V250H123ZM240 251V250H239ZM108 251H106L105 253H107ZM111 252V251H110ZM113 252V251H112ZM221 252V251H220ZM225 252V251H224ZM232 252V251H231ZM235 252V251H234ZM233 252V253H234ZM241 252V251H240ZM250 252V251H249ZM252 252V251H251ZM102 253V252H101ZM123 253V252H122ZM124 253H126V254H130V253H132V252H124ZM236 253V252H235ZM256 253V252H255ZM102 254H104V252L102 253ZM111 254V253H110ZM117 255H119V254H121V252L118 254V253H116ZM212 254V253H211ZM217 254V253H216ZM219 254V253H218ZM250 254H252V253H250ZM260 254V253H259ZM40 255V254H39ZM73 255V254H72ZM91 255V254H90ZM213 255V254H212ZM215 255V254H214ZM234 255V254H233ZM104 256V255H103ZM121 256V255H120ZM128 256V255H127ZM126 256V257H127ZM225 256V255H224ZM232 256V255H231ZM240 256V255H239ZM254 256V255H253ZM258 256V255H257ZM257 256H256V258H257ZM200 257V256H199ZM226 257H227V255H226ZM247 257L249 258V256L247 255ZM255 257V256H254ZM253 257V259L255 260L256 258H254ZM122 258V257H121ZM128 258L130 259V257L128 256ZM132 258V257H131ZM141 258V257H140ZM146 258H147V256H146ZM203 258V259H204ZM216 256L214 257V260L216 261ZM220 258V257H219ZM126 259V258H125ZM205 259H207V258H205ZM210 259V258H209ZM209 259H207V260H209ZM221 259H222V257H221ZM221 259H219V260H221ZM227 259V258H226ZM54 260V259H53ZM56 260V259H55ZM154 259H151V261H153ZM175 260V259H174ZM173 260V261H174ZM178 260V259H177ZM243 260H245L244 258H243ZM248 260V259H247ZM51 261V260H50ZM63 261V260H62ZM75 261V260H74ZM124 261V260H123ZM127 261V260H126ZM130 261V260H129ZM139 261H142V260H139ZM150 261V260H149ZM149 261H147V263L146 264H150L149 263ZM179 261V260H178ZM186 261H187V259H186ZM191 261V260H190ZM196 261V260H195ZM240 261H242V260H240ZM48 262V261H47ZM114 262V261H113ZM131 262V261H130ZM183 262V261H182ZM227 262V261H226ZM225 262V263H226ZM228 262H229V260H228ZM32 263V262H31ZM38 263V262H37ZM65 263V262H64ZM73 263V262H72ZM117 263V262H116ZM116 263H114V264H116ZM133 263V262H132ZM207 263V262H206ZM222 263V262H221ZM221 263H219V264H221ZM230 263V262H229ZM243 263H245L246 264V262L244 261ZM51 264V263H50ZM67 264V263H66ZM69 264V263H68ZM119 264H120V259H119ZM133 264H135V263H133ZM178 264V263H177ZM203 264H205V263H203ZM210 264V263H209ZM252 264H264V258H260V260H257V261H254Z\"/></svg>",
    "mask_w": 264,
    "mask_h": 264
}]
</instances>
